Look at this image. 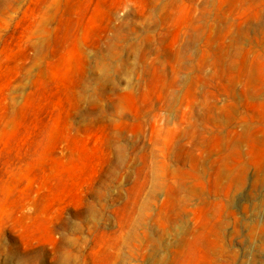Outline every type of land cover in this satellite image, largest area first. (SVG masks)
Listing matches in <instances>:
<instances>
[{"label":"rangeland","instance_id":"374dc122","mask_svg":"<svg viewBox=\"0 0 264 264\" xmlns=\"http://www.w3.org/2000/svg\"><path fill=\"white\" fill-rule=\"evenodd\" d=\"M0 264H264V0H0Z\"/></svg>","mask_w":264,"mask_h":264}]
</instances>
